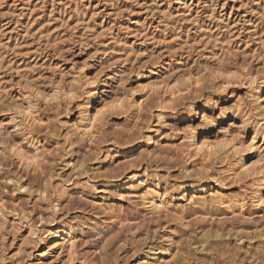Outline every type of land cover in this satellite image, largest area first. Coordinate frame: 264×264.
Returning a JSON list of instances; mask_svg holds the SVG:
<instances>
[{"label": "rangeland", "instance_id": "374dc122", "mask_svg": "<svg viewBox=\"0 0 264 264\" xmlns=\"http://www.w3.org/2000/svg\"><path fill=\"white\" fill-rule=\"evenodd\" d=\"M218 60L235 73L230 84L216 75ZM107 78L120 79L111 100L122 106L107 112L97 137H80L73 125ZM164 81L182 93L161 90L135 108L144 85ZM236 96L250 113L234 142L245 153L221 150L202 169L177 147L152 143L179 145L194 109ZM261 106L264 0H0V264H161L169 254L164 264H264V204L252 199L264 196ZM32 108L41 125L28 121ZM35 147L46 150L39 168L18 155ZM241 158L257 161L256 172L233 179ZM140 182L158 186L168 213L130 196L144 190ZM211 188L242 195L243 208L179 214L193 191ZM60 230L77 240L74 254L53 247L48 234Z\"/></svg>", "mask_w": 264, "mask_h": 264}, {"label": "bare ground", "instance_id": "6f19581e", "mask_svg": "<svg viewBox=\"0 0 264 264\" xmlns=\"http://www.w3.org/2000/svg\"><path fill=\"white\" fill-rule=\"evenodd\" d=\"M29 30H30V24L29 26H27L26 31H24L26 36L29 35L30 32ZM215 67L217 71L216 75L218 77L223 78L225 82L229 83L232 79L235 78L233 75L232 76L234 78L230 76L228 73L224 72L225 64L223 63V61L218 60V62L215 63ZM119 81H120L119 78H107L104 81H101L95 90L90 91V93L88 92L90 94L89 96L90 100L86 102V104H84L85 106L81 116V120L79 121V123L73 125L76 135L87 138L88 140L97 137L96 135L98 133V125L106 116L107 112L110 109H113L115 107V103H117L116 100L115 101L111 100V98L113 96V93H115L116 84ZM251 81L254 82L253 79ZM163 85H164L163 87L161 86V83L160 84L152 83V84L144 85L142 89L144 95L140 98L139 102L136 103L134 102L135 108H137L138 110L140 109L142 110L145 103L149 99H151V97L153 98L154 95L159 94L161 90L165 92V95L166 93H168L171 94L172 96L173 95L175 96V94L177 95L182 93V91L178 88L179 86L177 84L171 85L169 84V82L164 81ZM97 91H99V93H97ZM259 98L260 97H258L257 100H259ZM94 101H97V105L95 106L92 105V102ZM118 103H117L118 106H122V102H118ZM213 103H215L214 107L210 109H201V110L194 109V117L192 119L184 120L180 124L179 132L181 133L180 135H182V137H181V143L179 145H174L171 141H163L164 137L160 141L157 142L153 141L152 143L153 144L156 143L158 145H161L162 147H167V148L168 147L172 148L174 146L175 148L177 147V149L181 152V154L185 155L186 157L199 160L201 163L200 167L202 169H208L209 167L207 166L208 163L211 160H213L212 158H215L214 156H217V154L221 150L230 149L231 154L233 153L235 155L245 153L244 149L241 146L235 145L234 142L239 134V130L244 129L250 123V113H248L246 101L241 96H236L232 100H228L223 104H218L217 102H213ZM257 110L263 111L264 106L258 107ZM27 112H28L27 113L28 121L31 122V123L29 122L30 124L41 125L43 121L36 115V112H34L33 108L31 109L30 112L29 111ZM263 120L264 119H259L255 123V129L262 128ZM254 140L255 138L252 139V141ZM175 148H173V150ZM34 151L35 153L32 156H25L23 154H18V155L21 162L24 165L28 167L33 166V168L34 167L39 168L41 167L40 165L42 163V159L44 158L42 157V155L46 153V150L45 152L42 150L39 151V148L35 147ZM29 158H36L37 163L29 165L28 163ZM245 161L246 158H241L240 161H238L234 165V167L229 170L228 174L231 177H233V179L234 178L239 179L241 177L249 178L251 174L254 173L255 166L257 165V161H253V160H248L247 162ZM148 184L145 186L143 182H140L139 186H144V190L138 193V195L137 193H130V196L137 198L139 197L143 203V206L154 215L161 213L163 214L168 213L170 211L171 205L170 202L166 199L165 194H162L158 191L157 185L154 184L148 185ZM253 196L254 197H252V199L254 202L261 203V201H264V196L258 190L253 193ZM184 200L186 201V204L180 205L178 207L179 214L181 215L184 214V210L186 209L185 208L186 206H190L193 208L200 207L202 210H205L207 208L206 206L214 205V206L226 208L228 211L232 213H235L236 210L242 209L244 206V199L242 198V195L230 196L224 193V191H222L221 189H212V188L209 189V191L205 189L195 190ZM106 208H107L106 210L114 211V208H112V206L109 207L107 206ZM192 213H195V211ZM0 214L1 216L4 214L2 203H0ZM4 224L5 221H4V217L2 216V218L0 217L1 230L4 228ZM32 229L33 228L30 227L28 235L24 239V243L27 240L29 241L28 238H30V236L35 235ZM48 235H51L52 238L55 239L56 241L53 247L59 245H66L69 250V255L75 253L77 240L69 232L60 230L57 232H51ZM171 257L172 255L169 254L166 259H163L161 264L168 262V259H170Z\"/></svg>", "mask_w": 264, "mask_h": 264}, {"label": "snow or ice", "instance_id": "6c2138e0", "mask_svg": "<svg viewBox=\"0 0 264 264\" xmlns=\"http://www.w3.org/2000/svg\"><path fill=\"white\" fill-rule=\"evenodd\" d=\"M229 75H230V76H231V75H235V73H230ZM54 99H55V96H54V95H52V96H48L46 102H52ZM28 111L30 112L31 109H29ZM13 150H14V149H13ZM49 155H51V153H49ZM28 163H29V165L36 164V163H37V160H36V158H29V159H28ZM7 183L11 184L12 181L9 180V181H7ZM27 190H28L27 188H22V189H21V191H24V192H26ZM261 203L264 204V201H261Z\"/></svg>", "mask_w": 264, "mask_h": 264}]
</instances>
